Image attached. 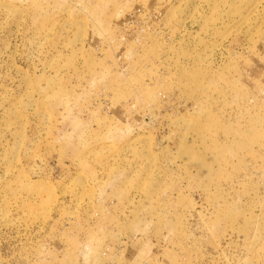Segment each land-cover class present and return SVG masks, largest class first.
<instances>
[{
  "label": "rangeland",
  "instance_id": "obj_1",
  "mask_svg": "<svg viewBox=\"0 0 264 264\" xmlns=\"http://www.w3.org/2000/svg\"><path fill=\"white\" fill-rule=\"evenodd\" d=\"M0 264H264V0H0Z\"/></svg>",
  "mask_w": 264,
  "mask_h": 264
}]
</instances>
